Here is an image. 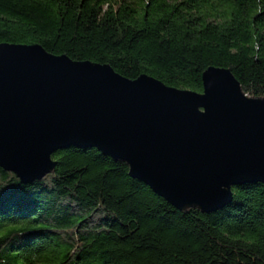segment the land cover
Returning <instances> with one entry per match:
<instances>
[{"label":"trees","instance_id":"trees-1","mask_svg":"<svg viewBox=\"0 0 264 264\" xmlns=\"http://www.w3.org/2000/svg\"><path fill=\"white\" fill-rule=\"evenodd\" d=\"M39 45L129 80L203 93L210 68L264 98V0H0V45ZM23 183L0 168V264H264V186L179 211L96 149Z\"/></svg>","mask_w":264,"mask_h":264},{"label":"water","instance_id":"water-1","mask_svg":"<svg viewBox=\"0 0 264 264\" xmlns=\"http://www.w3.org/2000/svg\"><path fill=\"white\" fill-rule=\"evenodd\" d=\"M203 87L1 44L0 168L29 184L55 172V153L96 149L175 209L214 213L233 188L264 186V98L227 69H208Z\"/></svg>","mask_w":264,"mask_h":264},{"label":"rangeland","instance_id":"rangeland-1","mask_svg":"<svg viewBox=\"0 0 264 264\" xmlns=\"http://www.w3.org/2000/svg\"><path fill=\"white\" fill-rule=\"evenodd\" d=\"M236 188V187H235ZM234 189V188H233ZM233 189H232V191H233Z\"/></svg>","mask_w":264,"mask_h":264}]
</instances>
